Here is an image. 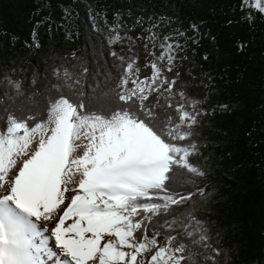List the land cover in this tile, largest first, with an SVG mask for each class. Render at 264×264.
<instances>
[{
    "label": "snow or ice",
    "instance_id": "6c2138e0",
    "mask_svg": "<svg viewBox=\"0 0 264 264\" xmlns=\"http://www.w3.org/2000/svg\"><path fill=\"white\" fill-rule=\"evenodd\" d=\"M236 7L249 22L264 16V0ZM92 27L109 45H130L110 52L118 71L106 92L86 96L67 69L42 105L17 103V80L0 90V264H222L208 222L194 209L173 213L194 196L176 190L177 170L205 176L192 158L206 97L190 94L178 67L188 59L181 40H199L154 24L141 55L119 14Z\"/></svg>",
    "mask_w": 264,
    "mask_h": 264
},
{
    "label": "trees",
    "instance_id": "16d2710c",
    "mask_svg": "<svg viewBox=\"0 0 264 264\" xmlns=\"http://www.w3.org/2000/svg\"><path fill=\"white\" fill-rule=\"evenodd\" d=\"M237 4L238 0H0V90L8 91L6 78L17 80L25 96L16 102L42 105L67 69L80 79L86 96L106 92L118 71L110 52L126 51L130 45L127 39L109 45L107 32L93 29V17L107 29L119 14L141 55L143 35L154 24L152 30L161 35L183 31L185 39L196 37L198 44L181 40L180 56L188 59L178 67L190 94L206 97L204 114L194 127L199 155L192 158L205 176L190 177L177 170L176 190L191 189L194 196L173 206V213L179 216L194 209L208 222L226 256L222 264H264V16L251 22L242 19ZM84 67L87 74H82ZM189 72L194 79L188 78ZM197 187L204 189L203 196Z\"/></svg>",
    "mask_w": 264,
    "mask_h": 264
},
{
    "label": "bare ground",
    "instance_id": "6f19581e",
    "mask_svg": "<svg viewBox=\"0 0 264 264\" xmlns=\"http://www.w3.org/2000/svg\"><path fill=\"white\" fill-rule=\"evenodd\" d=\"M49 227H50V225H49ZM44 235L48 236V233H44ZM37 239L39 240V238H37ZM48 245H49V247H52L55 250V245H54V239L53 238L49 237Z\"/></svg>",
    "mask_w": 264,
    "mask_h": 264
}]
</instances>
